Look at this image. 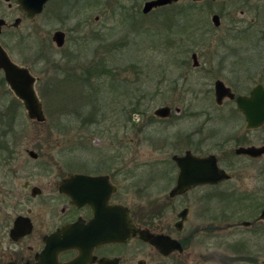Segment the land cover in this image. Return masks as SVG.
I'll return each mask as SVG.
<instances>
[{
  "label": "rangeland",
  "instance_id": "374dc122",
  "mask_svg": "<svg viewBox=\"0 0 264 264\" xmlns=\"http://www.w3.org/2000/svg\"><path fill=\"white\" fill-rule=\"evenodd\" d=\"M145 1H51L42 14L35 19L24 20L18 29H14L16 37L11 39V56L16 62L31 67L38 77L36 87L47 120L35 125L22 102L2 82L0 73V108L7 111L5 121L10 122L9 134L4 138L0 136V171L33 169L39 161L31 160L27 150L36 151L43 160L50 157L61 160L72 152L76 155H100V159L121 154L130 160L129 165L135 162L133 158H137L133 171L139 186L137 194L140 202L151 201V207L159 209L157 231L170 230L183 207H190L187 228L174 235L180 238L196 225H207L212 221L225 225L233 219L243 218L239 210L242 206L236 204L237 199L230 203L221 194L216 201L203 205L198 203L200 194L196 191L169 199V191L178 173L172 155L182 154L190 146L198 151L211 152L214 148V142L209 139L212 129L220 127L223 133L228 132V121L217 118L229 117V108H218L215 103L212 65L226 53L223 46L218 47L220 42L232 46L238 40L233 34L211 30L210 16L201 15L203 9L196 7L198 4L192 6L196 10L194 12L200 11V14L193 13L184 21L188 30H195L192 32L168 28V8L143 13ZM191 1L183 0L182 6L191 10L188 8ZM17 14L11 11L12 21ZM205 19L207 22L203 26ZM75 27L77 31L70 32ZM57 29L69 30L67 44L61 50L52 41L53 32ZM19 37L24 38L20 43ZM76 38L78 42L75 43ZM179 48L182 49L180 59L186 58L190 63L178 65L175 62L173 56ZM197 50L204 52L200 59L207 63L200 69L193 68L191 61V53ZM69 51L73 59L64 54ZM94 63H99L105 70L101 77L76 83L64 79L68 70L82 74V65ZM231 82L226 81L228 84ZM254 84L246 81L243 86L249 88ZM165 105L173 110L180 108V114L173 111L171 118L157 119L155 109ZM134 109L140 112L134 114ZM0 120H4L1 114ZM130 121L147 125L142 130L143 137L141 133L137 137L136 130H130L131 127L126 125ZM198 128L203 132L197 130L199 133L193 135L194 141L206 137L207 142L201 143L200 147L189 146L185 134ZM131 137L135 138L133 142L129 140ZM95 139L100 143H95ZM7 143L13 154L11 160L3 159L8 155V151H2ZM151 157L150 162H153H143ZM94 159L90 157L91 161ZM154 159L161 160L156 162ZM163 163L167 172L165 168H159ZM150 178H155L158 183L152 185V192H147L142 185L145 186V181ZM203 211V217L202 214L199 217ZM242 244V231L234 229L219 230L211 237L204 233L196 234L187 241L185 253L162 258L154 252L153 264H245L243 261H227L242 255ZM235 247L239 251L235 252Z\"/></svg>",
  "mask_w": 264,
  "mask_h": 264
},
{
  "label": "flooded vegetation",
  "instance_id": "af4514ba",
  "mask_svg": "<svg viewBox=\"0 0 264 264\" xmlns=\"http://www.w3.org/2000/svg\"><path fill=\"white\" fill-rule=\"evenodd\" d=\"M51 1L57 0L49 2ZM49 2L46 3L44 10ZM182 4L183 0H178L158 7L168 8V19L170 18L168 28L187 31L184 21L189 16L200 14V11L194 12L196 10H193L194 6H192L198 4L196 7L203 9L201 15L210 16L211 30L216 33L233 34L234 39L238 41L232 46L220 42L218 47L223 46L226 53L220 57L221 62L212 65V70L215 72L212 75L215 80L213 89L215 103L218 108H229L227 111L229 117L219 115L220 117L217 118L228 121L226 122L229 126L228 132L223 133L220 127L212 129V136L209 139L214 142V148L211 152L198 151L190 146L200 147L201 143L207 142L206 137L194 141L193 135L197 136L199 133L197 130L203 132V129H196L193 131L195 134L193 132L185 134L188 136L187 143L190 147L182 154H173L171 157L178 173L175 184L169 191V199L173 200L196 191L200 194L198 203L203 205L216 201L218 194H221L222 198L230 203H233L232 199H237L236 204L242 206L239 210L243 218L235 221L230 219L231 221L225 225H218L215 221L207 225H196L185 237H175L176 232L181 234L187 228L190 207L187 205L183 207L177 214L173 226H170V230L157 231L155 226L159 209L152 208L151 201L145 204L140 202L137 194L139 186L133 172L136 168L134 165L138 163L137 158H133L135 162L129 165L130 160L123 158L121 154L100 159V155H76L72 152L66 157L61 156V160L51 157L43 160L42 155L36 151L27 150L31 160L39 161L33 169L22 172L0 171V264H153L154 252L162 258H169L175 253L182 255L187 250V241L196 234L204 233L211 237L219 230L231 229L242 231L244 245L242 244L241 256L228 258L227 261L264 264V101L260 108L255 109V121H260L255 126L250 125L247 114L237 102L240 96L251 98L254 89L259 86L264 93V0H192L191 6L188 7L191 10L183 7ZM12 10L18 13L13 21L10 17ZM39 15L29 18L20 8L17 0H0V19L4 21L0 27V46L14 62L16 61L11 56V39L16 37L14 29H18L24 20H32ZM215 16L218 18L215 19ZM17 19L20 20L18 25H15ZM206 22L205 19L202 25H206ZM198 24L200 25V22ZM75 30L77 31L76 27L71 28L70 32ZM188 31L195 32L192 29ZM64 32L65 44L62 47L55 45L59 50L65 48L69 39V30ZM17 39L19 43L24 40L23 37ZM76 42H78L77 38ZM70 52L64 54L68 59H73ZM181 53L182 49L179 48L173 56L175 62L178 65L190 63L186 58L182 59L183 61L180 59ZM194 54L196 58H193ZM202 55L204 52L199 50L191 53L193 68L200 69L207 64L206 61H201ZM30 69L33 72L31 67ZM0 73H2V82L8 86L5 72L1 67ZM217 81L224 82L234 96H226L218 102L215 86ZM226 81L233 82L228 84ZM246 81L255 84L248 88L245 87L246 85L243 86ZM169 107L171 109L169 116H157L155 112L159 107L155 109L154 116L157 119H165L171 118L174 113L180 114V108L177 107L179 110L176 111L177 108L173 110L171 106ZM0 110L4 119L0 120V126L3 127L0 129V136L4 138L10 132V122L5 121L7 111L4 107ZM137 112L140 111L134 109L133 113ZM258 115L259 119L256 118ZM33 121L36 122L35 125L46 122ZM126 125L131 127L130 130H136L137 137L140 133L143 137L142 130L147 126L145 123L134 121ZM129 140L133 142L135 138L131 137ZM95 143L99 144L100 140L95 139ZM7 146L2 149L4 152L8 151V155L3 159L11 160L13 154L10 153L9 143ZM245 148H254L256 153H245L242 151ZM31 151L34 154L30 153ZM188 151L199 157L214 156L217 165L225 172L227 178L217 182L200 183L191 186L183 193L171 196L170 192L176 186L180 172L173 157L184 156ZM90 157L96 159L91 161ZM150 160L152 157L143 162L148 164L146 162ZM154 160L160 162L161 159ZM165 165L163 163L162 166H158L165 168L167 172ZM154 179L146 180V185H142V189L152 192L151 189L154 188L152 185L158 183ZM183 211H186L185 217L180 216ZM201 214L203 217L204 211L199 217ZM126 220L133 226L127 229L132 234L127 232L131 236L126 242L117 241L114 233L123 230L121 225ZM134 228L166 234L178 240L183 250H175L165 255L152 244L142 240L139 234H133ZM234 251L239 249L235 247Z\"/></svg>",
  "mask_w": 264,
  "mask_h": 264
},
{
  "label": "water",
  "instance_id": "95a60500",
  "mask_svg": "<svg viewBox=\"0 0 264 264\" xmlns=\"http://www.w3.org/2000/svg\"><path fill=\"white\" fill-rule=\"evenodd\" d=\"M50 0H17L20 8L25 12L27 17L33 18L41 14L47 2ZM178 0H147L145 1L142 11L143 13H149L151 10L171 4ZM98 18V17H97ZM218 16H215L217 19ZM20 19H17L15 25H18ZM4 21L0 19V27ZM66 34L63 30H56L53 34V42L56 46L62 47L65 44ZM196 58V55H193ZM0 67L5 72V78L8 83L9 89L13 92L15 97L22 102L25 107L26 113L29 118L37 121H45L46 116L43 109L42 99L38 93L36 84L38 77L33 74L30 67L20 65L14 62L8 54L0 46ZM216 97L220 102L222 98L229 96L233 97V93L224 82L217 81L216 84ZM264 93L261 87L254 89L251 98L238 97V106L247 114L250 125L255 126L259 124L258 120L255 121V109L260 108L263 105ZM179 109L177 108L176 111ZM156 115L166 117L171 114L169 106H162L156 110ZM258 114V113H257ZM264 117V115H263ZM259 119V115L256 117ZM243 152L255 154L254 148L242 149ZM30 153L34 154L33 151ZM174 160L177 162L180 172L177 179L176 186L171 190L170 195L174 196L185 192L191 186H195L205 182H217L227 178L225 172L217 165L216 158L214 156L199 157L193 155L191 152H186L184 156L175 155ZM186 211L180 216L185 217ZM182 221L179 223L178 226ZM122 231L114 233V238L120 242H126L131 235L128 233V228H131V224L128 220L124 221L121 225ZM180 228V227H178ZM128 232V233H127ZM132 234V233H130ZM133 234H139L140 238L153 246L165 255L171 254L175 250H183L181 243L171 238L166 234L153 233L147 229L134 228ZM109 239V238H107Z\"/></svg>",
  "mask_w": 264,
  "mask_h": 264
},
{
  "label": "trees",
  "instance_id": "16d2710c",
  "mask_svg": "<svg viewBox=\"0 0 264 264\" xmlns=\"http://www.w3.org/2000/svg\"><path fill=\"white\" fill-rule=\"evenodd\" d=\"M91 66H83L82 65V74H78L74 70L65 72L66 76L64 79L68 82H78V81H90L91 78H99L104 73L105 70H102L99 66V63L90 64ZM82 99L86 100L87 98L82 97Z\"/></svg>",
  "mask_w": 264,
  "mask_h": 264
}]
</instances>
